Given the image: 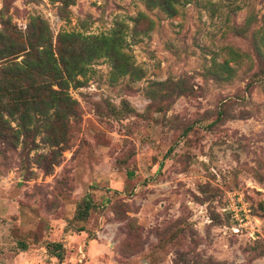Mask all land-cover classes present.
Wrapping results in <instances>:
<instances>
[{"label": "rangeland", "instance_id": "obj_1", "mask_svg": "<svg viewBox=\"0 0 264 264\" xmlns=\"http://www.w3.org/2000/svg\"><path fill=\"white\" fill-rule=\"evenodd\" d=\"M31 15L137 71L90 61L57 135L0 140V264H264V0H0Z\"/></svg>", "mask_w": 264, "mask_h": 264}, {"label": "trees", "instance_id": "obj_2", "mask_svg": "<svg viewBox=\"0 0 264 264\" xmlns=\"http://www.w3.org/2000/svg\"><path fill=\"white\" fill-rule=\"evenodd\" d=\"M144 2L173 15L180 0ZM121 42L115 34L83 35L73 31L58 33L54 41L47 22L39 15L30 16L24 31L1 20L0 140L18 144L21 135L23 143L41 131L48 137L57 135L56 123L75 108L76 101L68 90L82 84L77 76L85 73L90 61L102 56L120 74L137 71L122 51ZM91 205V199L85 200L77 217L84 219ZM48 249L60 260L63 258L61 243L50 242Z\"/></svg>", "mask_w": 264, "mask_h": 264}, {"label": "built area", "instance_id": "obj_3", "mask_svg": "<svg viewBox=\"0 0 264 264\" xmlns=\"http://www.w3.org/2000/svg\"><path fill=\"white\" fill-rule=\"evenodd\" d=\"M234 217L239 219L240 221L242 220V218H238V214L237 213H234Z\"/></svg>", "mask_w": 264, "mask_h": 264}]
</instances>
